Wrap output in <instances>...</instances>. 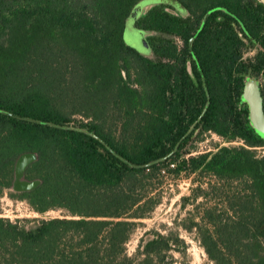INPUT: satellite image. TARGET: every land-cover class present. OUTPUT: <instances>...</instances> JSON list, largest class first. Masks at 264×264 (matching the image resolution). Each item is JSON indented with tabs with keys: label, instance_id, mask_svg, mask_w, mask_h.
<instances>
[{
	"label": "trees",
	"instance_id": "1",
	"mask_svg": "<svg viewBox=\"0 0 264 264\" xmlns=\"http://www.w3.org/2000/svg\"><path fill=\"white\" fill-rule=\"evenodd\" d=\"M138 1L0 0V199L8 190L40 214H69L0 216V264H173L172 251L186 249L174 231H147L134 255L126 252L136 220L159 202L144 185L165 171L220 184L222 207L203 208L187 227L211 261L264 264V154L256 151L264 139L240 98L247 76L264 81V6L175 0L185 18L155 6L136 23L153 32L144 56L123 40ZM262 96L264 107V85ZM193 124L171 156L131 166L167 155ZM207 132L243 144L187 155ZM28 151L37 158L24 178L40 183L10 191L15 161ZM206 195L199 183L191 198Z\"/></svg>",
	"mask_w": 264,
	"mask_h": 264
},
{
	"label": "rangeland",
	"instance_id": "2",
	"mask_svg": "<svg viewBox=\"0 0 264 264\" xmlns=\"http://www.w3.org/2000/svg\"><path fill=\"white\" fill-rule=\"evenodd\" d=\"M160 5L172 7L171 12L176 16L187 17V11L175 0H139L133 6L126 19L123 40L127 46L144 56L152 53L148 39L153 36V32L146 28H140L136 23L148 10ZM255 51V47L248 49L244 53V57L252 56ZM257 79L263 86V78L257 77ZM240 144H243L241 140L236 139L227 142L216 133L207 132L202 140L195 143V148L191 149V152L187 155L212 152L222 145ZM256 151L257 154H264V146L256 147ZM151 177L144 186H149L150 191H154L153 193L159 197V202L144 218L136 220L138 225L126 243L127 254L134 255L140 237L147 231H158L164 234H167L168 231H174L184 240L186 249L184 252L172 251L173 264H215L205 253L195 229L188 230L187 227L192 224V221H200L203 208L212 206L214 203L222 207L221 201L224 194L221 190L216 189L220 184L213 188L210 187V185L216 183V179L213 176L197 178L195 174L188 176L184 173L177 176L167 171ZM199 183L207 190L206 198L198 196L195 200H192L194 188ZM233 185L235 186L236 184L234 183ZM10 191L12 190L10 189ZM186 197L189 200L183 199ZM0 216L15 220L25 217L30 219L35 217H69V214L62 208L50 209L40 214L34 211L26 200L10 196L8 190H6L0 199Z\"/></svg>",
	"mask_w": 264,
	"mask_h": 264
},
{
	"label": "water",
	"instance_id": "3",
	"mask_svg": "<svg viewBox=\"0 0 264 264\" xmlns=\"http://www.w3.org/2000/svg\"><path fill=\"white\" fill-rule=\"evenodd\" d=\"M259 3H261L264 6V0H257ZM220 9V6H216L213 8L208 9L200 23V26L198 27L197 32L200 31L202 26L204 25L207 17L215 10ZM194 36L190 38L189 40V48L190 52L192 54V57L195 58V55L193 53L191 44ZM241 101L244 102L248 109V120L251 125V127L254 129V131L257 133V135L264 139V107H263V96L260 89V82L257 79L256 76H247L244 80L242 91H241ZM209 101V95L207 93V101L205 104V107L202 111V113L206 110V107L208 106ZM36 122L40 123H46L44 121L40 120H34ZM51 125H56L53 123H46ZM60 126V125H58ZM194 124L190 126L188 131L184 134L183 137L179 139V141L176 143L175 147L165 156L159 157L155 159L154 161L147 162L144 164H131L133 167H146L151 165L152 163L159 162L161 160H164L171 156L178 148L179 143L182 141V139L192 130ZM73 128V127H68ZM78 130L84 131L86 133L91 134L93 137L100 139L96 134L89 132L88 130L77 128ZM37 158V155L35 152H24L21 153L14 164V178L11 185V190L15 192L20 191H28L34 189L36 186L39 185L40 179H26L24 178V173L27 168V166L33 162Z\"/></svg>",
	"mask_w": 264,
	"mask_h": 264
},
{
	"label": "flooded vegetation",
	"instance_id": "4",
	"mask_svg": "<svg viewBox=\"0 0 264 264\" xmlns=\"http://www.w3.org/2000/svg\"><path fill=\"white\" fill-rule=\"evenodd\" d=\"M262 88H263V86L260 84L261 93H262Z\"/></svg>",
	"mask_w": 264,
	"mask_h": 264
}]
</instances>
